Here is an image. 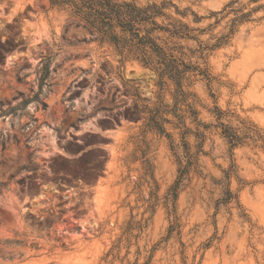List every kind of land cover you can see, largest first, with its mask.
Masks as SVG:
<instances>
[{"label":"rangeland","instance_id":"obj_1","mask_svg":"<svg viewBox=\"0 0 264 264\" xmlns=\"http://www.w3.org/2000/svg\"><path fill=\"white\" fill-rule=\"evenodd\" d=\"M114 1L165 4L180 92L69 10L0 0V264H264V0Z\"/></svg>","mask_w":264,"mask_h":264},{"label":"trees","instance_id":"obj_2","mask_svg":"<svg viewBox=\"0 0 264 264\" xmlns=\"http://www.w3.org/2000/svg\"><path fill=\"white\" fill-rule=\"evenodd\" d=\"M51 6L69 10L95 30L102 43L127 52L146 67L154 68L160 77L172 80L181 91V80L190 67L159 43L156 32L167 31L156 22L164 16L165 4L141 8L133 3L114 0H49ZM177 33H175L176 35ZM230 137V136H229ZM231 136L230 143L236 145ZM183 174V173H182ZM182 174L179 179H182ZM180 183L178 181L177 185Z\"/></svg>","mask_w":264,"mask_h":264},{"label":"crops","instance_id":"obj_3","mask_svg":"<svg viewBox=\"0 0 264 264\" xmlns=\"http://www.w3.org/2000/svg\"><path fill=\"white\" fill-rule=\"evenodd\" d=\"M128 126H124L123 127V129H126V130H128ZM112 132H117V131H112ZM101 137H104V138H109L110 136L108 135V134H105V133H101V134H99Z\"/></svg>","mask_w":264,"mask_h":264}]
</instances>
